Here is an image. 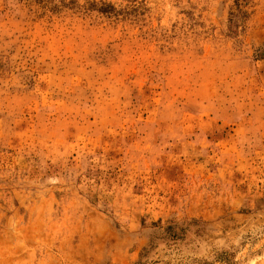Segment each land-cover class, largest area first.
Instances as JSON below:
<instances>
[{
    "label": "rangeland",
    "instance_id": "obj_1",
    "mask_svg": "<svg viewBox=\"0 0 264 264\" xmlns=\"http://www.w3.org/2000/svg\"><path fill=\"white\" fill-rule=\"evenodd\" d=\"M0 264H264V0H0Z\"/></svg>",
    "mask_w": 264,
    "mask_h": 264
}]
</instances>
